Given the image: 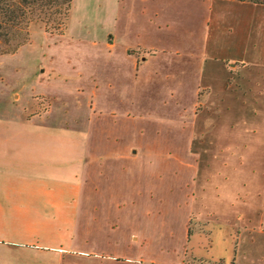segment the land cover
Returning a JSON list of instances; mask_svg holds the SVG:
<instances>
[{
	"label": "crops",
	"instance_id": "crops-1",
	"mask_svg": "<svg viewBox=\"0 0 264 264\" xmlns=\"http://www.w3.org/2000/svg\"><path fill=\"white\" fill-rule=\"evenodd\" d=\"M115 1L109 28L90 40L94 51L89 61L81 60V39L68 41L76 43L79 55L74 60L53 55L45 65L42 60L32 63L21 58L36 43L50 46L63 41L67 33L49 37L34 32L30 43L16 54L0 55V248L14 246L21 255L45 248L59 253L78 250L81 242L93 247V234L107 225L108 210L121 204L110 186L114 172L140 175L157 157L119 154L116 149L122 144L113 137L92 142L91 122L102 114L113 120L138 115L132 128L139 130L146 146L168 135L176 139L177 130L192 143L198 115L189 123L180 117L173 122L147 120L152 113L149 101L161 96L154 93L160 83H168L165 96L174 98L180 112L193 113L201 91L205 90V107L212 108L216 98L224 103L245 71L264 73L256 49L248 63L242 59L247 51L243 45L212 37L215 0ZM86 63L90 71H85ZM251 84L253 89L260 86L257 81ZM69 95L75 99L74 109L66 99ZM38 97L49 101V109L40 115ZM92 143L109 145V153L95 150L91 155ZM179 160L191 170L195 185L196 157ZM190 221L188 216L187 237ZM131 234L137 238L135 232ZM220 257L194 254L192 258L223 264Z\"/></svg>",
	"mask_w": 264,
	"mask_h": 264
},
{
	"label": "rangeland",
	"instance_id": "rangeland-1",
	"mask_svg": "<svg viewBox=\"0 0 264 264\" xmlns=\"http://www.w3.org/2000/svg\"><path fill=\"white\" fill-rule=\"evenodd\" d=\"M115 2L74 0L66 38L50 46L38 42L21 58L32 63L42 60L45 65L53 55L59 60H74L79 55L76 43L68 41L81 39V60L89 61L94 51L90 40L109 28ZM233 2L215 0L212 37L243 45L247 51L242 59L248 63L256 49V58L264 65V6ZM35 32L44 34L42 30ZM88 64L85 71H90ZM256 75L245 71L240 85L229 89L224 103L216 98L212 108L205 107V90L201 91L193 113L180 112L174 98L165 96L168 83L159 84L154 93L161 96L149 101L152 113L147 120L173 122L180 117L189 123L198 115L192 143L183 130L184 138L177 130L176 139L168 135L154 145H144L139 130L132 128L138 115L113 120L102 114L95 123L92 121V142L94 138H117L122 144L116 149L119 154H157L154 163L140 175L114 172L110 186L121 204L108 210L107 225L93 234V247L81 242V249L64 253L45 248L20 255L14 246H3L0 264H179L181 260L206 264L193 259L194 254L221 256L223 264H264V73L263 77ZM255 81L260 86L253 89L251 83ZM233 83L235 80H230L229 84ZM66 99L74 109L75 99L71 95ZM48 109V99L38 97V114ZM110 148L92 143L90 153H109ZM193 156L197 170L192 172L198 173L195 185L191 170L179 160ZM188 216L187 237L184 229ZM131 232L136 233V239Z\"/></svg>",
	"mask_w": 264,
	"mask_h": 264
},
{
	"label": "trees",
	"instance_id": "trees-1",
	"mask_svg": "<svg viewBox=\"0 0 264 264\" xmlns=\"http://www.w3.org/2000/svg\"><path fill=\"white\" fill-rule=\"evenodd\" d=\"M264 6V0H233ZM74 0H0V55H14L35 30L65 34Z\"/></svg>",
	"mask_w": 264,
	"mask_h": 264
}]
</instances>
